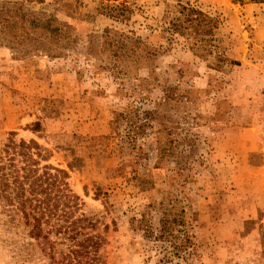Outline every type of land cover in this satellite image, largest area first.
Segmentation results:
<instances>
[{"label":"rangeland","instance_id":"1","mask_svg":"<svg viewBox=\"0 0 264 264\" xmlns=\"http://www.w3.org/2000/svg\"><path fill=\"white\" fill-rule=\"evenodd\" d=\"M8 4L53 17L75 42L59 57H19L0 46V149L10 137L34 140L47 164L67 172L82 203L78 213L96 225L83 232L105 239L104 264H159L130 219L175 193L167 163L148 144L138 160L152 184L142 190L131 180L135 167L113 120L131 110L132 99L99 68L105 29L139 37L153 54L147 70L154 80L144 104H136L141 110L165 94L190 97L167 103L181 104L169 114L198 135L201 158L187 186L193 264H264V2L0 0V7ZM7 211L0 204V264H57L60 251L49 257ZM62 237L52 239L67 252Z\"/></svg>","mask_w":264,"mask_h":264},{"label":"trees","instance_id":"2","mask_svg":"<svg viewBox=\"0 0 264 264\" xmlns=\"http://www.w3.org/2000/svg\"><path fill=\"white\" fill-rule=\"evenodd\" d=\"M187 11L189 17L195 13L202 15L199 11ZM109 16L114 19L125 17L123 13ZM101 37L97 51L101 55L99 68L114 79L125 97L132 99L131 110L116 113L113 120L116 135L129 149L127 154L135 167L130 172L131 180H135L142 190L152 184L150 172H146L138 160L143 145L148 144V152L155 153L159 162L167 163L170 184L175 189L165 202L149 205L132 217L130 224L141 232L159 264H193L195 214L188 205L187 186L194 181L191 170L201 158L197 153L198 135L191 132L193 126L188 122L184 127L180 126L169 114L171 110L176 112L181 104L167 103L169 100L189 102L190 97L170 98L165 94L155 106L141 110L136 104H144V92L154 80L147 70L153 59L150 48L139 37L110 29H105ZM74 40H69L53 17H36L31 12H24L21 4L0 7V46L7 47L13 55L43 53L59 57L72 48ZM141 70L147 74L141 76ZM122 125L123 134H120L118 130ZM37 129L39 125L35 124L32 130ZM46 153L34 140L17 142L10 137L3 144L0 149V204L3 210L29 226L28 235L48 251L49 257L54 259L53 254L59 250L57 264H104L99 251L105 239L83 232L86 228L94 231L95 222L78 213L82 203L69 188L67 172L47 164L49 156ZM69 167L72 168V164ZM61 235V241L69 242L67 252L60 248L63 242L58 244L52 239V236L58 238ZM261 243L264 245V236Z\"/></svg>","mask_w":264,"mask_h":264}]
</instances>
